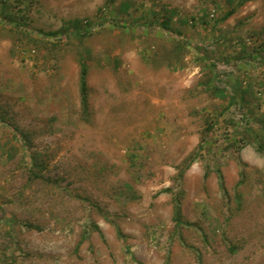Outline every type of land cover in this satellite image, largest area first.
I'll use <instances>...</instances> for the list:
<instances>
[{"label":"rangeland","instance_id":"374dc122","mask_svg":"<svg viewBox=\"0 0 264 264\" xmlns=\"http://www.w3.org/2000/svg\"><path fill=\"white\" fill-rule=\"evenodd\" d=\"M238 1L9 0L25 32L0 23V118L49 180L0 125V264H264V0ZM76 19L88 33L48 34Z\"/></svg>","mask_w":264,"mask_h":264},{"label":"trees","instance_id":"16d2710c","mask_svg":"<svg viewBox=\"0 0 264 264\" xmlns=\"http://www.w3.org/2000/svg\"><path fill=\"white\" fill-rule=\"evenodd\" d=\"M249 0H239L238 5L241 6L245 2ZM234 11H230L229 13L226 14L225 17H229ZM15 12L12 10V6L9 2V0H0V23H4L6 26H9L11 28L16 27L18 32L24 33L25 30L23 31V27L21 26V22L17 20V16L14 14ZM22 19V18H21ZM170 18H166L162 21V30L165 33H169L170 31ZM88 24L83 23L81 20H73L70 21L69 24L65 25L62 27L60 30L48 33L49 35H59L60 37L63 38H71V37H80L85 35V33H88ZM10 28V29H11ZM27 32V31H26ZM29 33V32H28ZM48 34H45L48 36ZM28 35V34H26ZM33 41H37L32 34H29L27 36ZM29 39V40H30ZM80 76H79V92H80V100H81V105L84 113L87 112L88 106H89V99H88V93H89V86H88V75H89V65L87 61L85 60L84 57L80 58ZM218 79L219 76L215 74L214 72V77L211 78L210 76V81L213 80L210 88L208 89L211 93H213L216 97H221V98H226L225 90L218 84ZM231 99H233V96H231ZM233 103V100L230 101V104ZM0 125H4L9 128V130L13 133L15 138L20 142L21 146L24 148V161L30 163V166H28V174H29V179L32 180H45L48 181L49 178L43 173V170L45 166L43 163H41L38 158L31 154L30 152V145H31V135L28 132H25L24 130L20 129L18 126H13L12 124L6 123L4 118H0ZM252 130V129H249ZM257 136V135H256ZM252 135V137H255V142L258 144V150L260 152H264L263 148V143L262 141L258 138ZM245 143L243 144L242 147H244ZM197 154L191 155L189 158H187L180 169L179 172V177L182 178L186 170L192 165L193 161L196 159ZM219 176V185L221 190L226 193L227 190L225 188V183H224V178L222 176V173H218ZM242 183V182H240ZM240 183L238 185H240ZM166 191H172L171 189H166ZM173 202H174V221H175V234H180L181 229L183 227L187 226H192L191 223L184 221L182 217V212H181V206H180V200L179 196L175 195L173 197ZM235 203L238 206L241 204V197L236 191L235 193ZM26 226L28 228H35V229H40L39 227H36L32 225L31 223H26ZM91 226L100 233L99 226L96 223H92ZM116 232L118 236L123 240H125V235L123 234L121 228L119 225H115ZM229 249L232 252H236V248L234 245H230ZM198 255H200L198 253Z\"/></svg>","mask_w":264,"mask_h":264}]
</instances>
